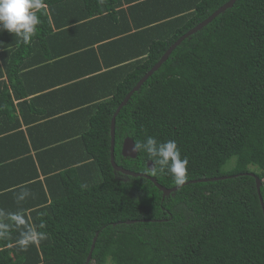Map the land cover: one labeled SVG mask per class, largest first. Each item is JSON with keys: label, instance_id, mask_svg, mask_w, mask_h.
Masks as SVG:
<instances>
[{"label": "trees", "instance_id": "obj_1", "mask_svg": "<svg viewBox=\"0 0 264 264\" xmlns=\"http://www.w3.org/2000/svg\"><path fill=\"white\" fill-rule=\"evenodd\" d=\"M230 1L126 0L137 26L127 39L136 47L115 62H128L127 73L112 98L98 104L86 134L48 144L30 126L7 138L13 146L22 142L18 161L34 172L24 187L41 195L9 205L0 198V264H86L97 234L91 264H264V0H237L184 40L116 118L118 166L174 188L170 173L150 171L143 151L135 159L122 155L126 138L174 140L188 160L185 183L196 182L164 197L152 180L116 172L111 162V124L120 104L183 35ZM123 3L43 0L29 44L0 31L19 49L14 71L34 44L55 34L66 13L83 6L86 13L72 22L96 15L117 22L126 14ZM50 155L47 166L43 158ZM29 229L45 238L22 246Z\"/></svg>", "mask_w": 264, "mask_h": 264}, {"label": "crops", "instance_id": "obj_2", "mask_svg": "<svg viewBox=\"0 0 264 264\" xmlns=\"http://www.w3.org/2000/svg\"><path fill=\"white\" fill-rule=\"evenodd\" d=\"M123 2L126 14L117 22L107 19V15L72 22L86 13L83 6L69 14L65 12L67 15L58 19L60 26H54L55 34L47 44H34L18 71L12 65L20 53L11 45L14 34L6 39L0 37V196L7 199L0 198L7 205L9 199L22 204L24 199L40 198V190L24 187L31 182L25 179L34 172L18 161L23 156L22 142L13 146L7 138L21 130L27 133L30 126L33 131L43 132L45 135L38 141L48 144L63 135L84 134L98 104L112 98L119 79L127 73L123 68L128 62H115L120 55L130 53L128 47H136V40L127 38L136 33L137 26L131 4ZM26 120L31 123L26 125ZM32 152L35 156V149ZM43 161L49 166L51 155ZM44 178L41 175L40 180ZM10 191L11 196H5Z\"/></svg>", "mask_w": 264, "mask_h": 264}, {"label": "clouds", "instance_id": "obj_3", "mask_svg": "<svg viewBox=\"0 0 264 264\" xmlns=\"http://www.w3.org/2000/svg\"><path fill=\"white\" fill-rule=\"evenodd\" d=\"M44 7L43 0H0V31H8L22 38L25 44H29L37 32L40 19L37 10ZM143 151L152 161L150 171L155 175L157 172L171 174L177 186L183 185L187 178V158L181 157V152L174 140L160 142L152 136L136 143L133 152ZM158 166V167H157ZM18 224H24L20 215H14ZM0 236H3L0 233ZM44 233H36L29 229L22 233L19 243L27 246L28 243L44 239Z\"/></svg>", "mask_w": 264, "mask_h": 264}, {"label": "water", "instance_id": "obj_4", "mask_svg": "<svg viewBox=\"0 0 264 264\" xmlns=\"http://www.w3.org/2000/svg\"><path fill=\"white\" fill-rule=\"evenodd\" d=\"M237 0H231L230 2H228L227 4H225L224 6H222L220 9H218L213 15H211L207 20H205L204 22H202L200 25H198L197 27H195L194 29H192L191 31H189L188 33H186L185 35H183L165 54L164 56L161 58V60L143 77V79L138 83V85L128 94V96L124 99V101L120 104V106L118 107L113 119H112V124H111V162L113 165V168L116 172H120L124 175L127 176H133V177H146L150 180H152L157 187L164 193V197L167 196H171L172 193L178 191L180 188H182L183 186H185L186 184L189 183H193L196 181H191L188 183H184L183 185L180 186H176L174 188L168 189L165 188L164 186L160 185L155 178L146 175V174H141V173H136V172H132L129 170L124 169L123 167L118 166V164L115 162V138H116V118L118 116V114L120 113L121 109L129 102L130 98L132 97V95L138 91L140 89V87L143 85V83L151 76L153 75V73L155 71H157L161 65L166 62L168 60V58L170 57V55L172 54V52L176 49L177 46H179L184 40H186L187 38H189L190 36H192L193 34L197 33L198 31L202 30L204 27H206L207 25H209L210 23H212L219 15H221L222 13L226 12L228 9L232 8ZM135 145V142L132 138H126V140L124 141L123 144V149H122V155L125 158H132L135 159L138 156L139 152H133V147ZM149 166H151V164H149ZM220 179H224V178H220ZM216 180V179H213ZM200 181H208V179H203V180H199L197 182ZM256 181H257V188H258V192L259 194H261V186H262V181L256 177ZM260 199H261V204L264 210V202L262 200V197L260 195ZM146 221V220H143ZM137 221H128V224H133L136 223ZM98 235L96 236V238L94 239V244L92 246L91 252L88 256L87 262L86 264H91L92 262V256H93V251L95 249V245L97 242V238Z\"/></svg>", "mask_w": 264, "mask_h": 264}, {"label": "rangeland", "instance_id": "obj_5", "mask_svg": "<svg viewBox=\"0 0 264 264\" xmlns=\"http://www.w3.org/2000/svg\"><path fill=\"white\" fill-rule=\"evenodd\" d=\"M227 169H229V166H227Z\"/></svg>", "mask_w": 264, "mask_h": 264}, {"label": "bare ground", "instance_id": "obj_6", "mask_svg": "<svg viewBox=\"0 0 264 264\" xmlns=\"http://www.w3.org/2000/svg\"><path fill=\"white\" fill-rule=\"evenodd\" d=\"M86 134V133H85Z\"/></svg>", "mask_w": 264, "mask_h": 264}]
</instances>
